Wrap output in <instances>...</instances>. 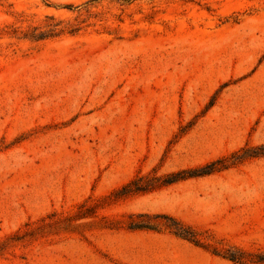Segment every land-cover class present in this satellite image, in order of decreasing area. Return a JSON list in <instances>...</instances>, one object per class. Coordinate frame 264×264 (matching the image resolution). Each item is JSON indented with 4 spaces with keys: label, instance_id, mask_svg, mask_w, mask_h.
<instances>
[{
    "label": "rangeland",
    "instance_id": "1",
    "mask_svg": "<svg viewBox=\"0 0 264 264\" xmlns=\"http://www.w3.org/2000/svg\"><path fill=\"white\" fill-rule=\"evenodd\" d=\"M0 264H264V0H0Z\"/></svg>",
    "mask_w": 264,
    "mask_h": 264
},
{
    "label": "trees",
    "instance_id": "2",
    "mask_svg": "<svg viewBox=\"0 0 264 264\" xmlns=\"http://www.w3.org/2000/svg\"><path fill=\"white\" fill-rule=\"evenodd\" d=\"M210 172H211V170H204V171H201L199 174H196V175L197 176L206 175V174H209ZM170 181H173V180H170ZM174 223L175 224H174V226L171 227V229L174 230L175 234L193 241L191 235L189 234L190 232L186 228L181 226L179 223H176L175 221H174Z\"/></svg>",
    "mask_w": 264,
    "mask_h": 264
}]
</instances>
